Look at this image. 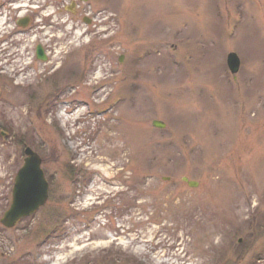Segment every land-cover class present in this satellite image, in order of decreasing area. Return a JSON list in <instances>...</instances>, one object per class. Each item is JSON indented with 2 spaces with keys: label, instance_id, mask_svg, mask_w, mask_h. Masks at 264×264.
Masks as SVG:
<instances>
[{
  "label": "rangeland",
  "instance_id": "rangeland-1",
  "mask_svg": "<svg viewBox=\"0 0 264 264\" xmlns=\"http://www.w3.org/2000/svg\"><path fill=\"white\" fill-rule=\"evenodd\" d=\"M26 147L0 264H264V0H0V219Z\"/></svg>",
  "mask_w": 264,
  "mask_h": 264
},
{
  "label": "water",
  "instance_id": "water-1",
  "mask_svg": "<svg viewBox=\"0 0 264 264\" xmlns=\"http://www.w3.org/2000/svg\"><path fill=\"white\" fill-rule=\"evenodd\" d=\"M17 24L20 27H26L28 19L20 20ZM36 58L43 62L47 59L40 45L36 47ZM227 66L232 74L238 72L240 61L235 53L227 55ZM152 125L156 128L165 126L160 121H153ZM23 152L25 158L14 179L11 203L0 219V224L8 229L13 228L20 219L34 214L48 199V182L41 169L40 157L29 147H26ZM182 181L191 188L197 186L196 182L190 181L186 177H183Z\"/></svg>",
  "mask_w": 264,
  "mask_h": 264
}]
</instances>
